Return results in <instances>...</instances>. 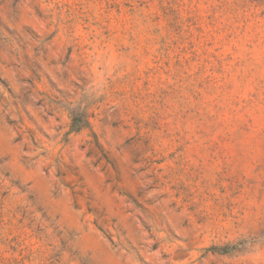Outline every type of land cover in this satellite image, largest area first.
<instances>
[{"label":"rangeland","instance_id":"obj_1","mask_svg":"<svg viewBox=\"0 0 264 264\" xmlns=\"http://www.w3.org/2000/svg\"><path fill=\"white\" fill-rule=\"evenodd\" d=\"M0 264H264V0H0Z\"/></svg>","mask_w":264,"mask_h":264},{"label":"trees","instance_id":"obj_2","mask_svg":"<svg viewBox=\"0 0 264 264\" xmlns=\"http://www.w3.org/2000/svg\"><path fill=\"white\" fill-rule=\"evenodd\" d=\"M73 128L76 129V130H80L81 127H75V125H73Z\"/></svg>","mask_w":264,"mask_h":264}]
</instances>
